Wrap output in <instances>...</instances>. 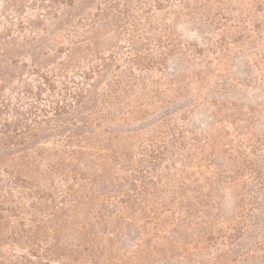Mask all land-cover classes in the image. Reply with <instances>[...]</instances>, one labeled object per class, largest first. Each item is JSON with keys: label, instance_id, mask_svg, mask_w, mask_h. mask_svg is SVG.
Returning <instances> with one entry per match:
<instances>
[{"label": "rangeland", "instance_id": "obj_1", "mask_svg": "<svg viewBox=\"0 0 264 264\" xmlns=\"http://www.w3.org/2000/svg\"><path fill=\"white\" fill-rule=\"evenodd\" d=\"M0 264H264V0H0Z\"/></svg>", "mask_w": 264, "mask_h": 264}]
</instances>
